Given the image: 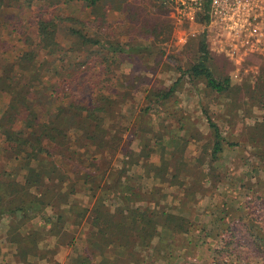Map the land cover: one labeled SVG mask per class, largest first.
<instances>
[{"label": "trees", "instance_id": "16d2710c", "mask_svg": "<svg viewBox=\"0 0 264 264\" xmlns=\"http://www.w3.org/2000/svg\"><path fill=\"white\" fill-rule=\"evenodd\" d=\"M38 1L49 7L61 2H82L106 18L110 12H123L121 7L126 0H0V12L12 7L31 9ZM154 7L159 14L152 15L151 19H147L150 13L144 8L124 11L129 16V23L135 27V35L139 36L143 31L140 35L159 38L171 32V24L161 17L167 8L163 5ZM60 23V17H39L35 37L25 41L22 53L13 60L0 57V93L9 99L0 117L3 142L0 223L5 218L10 219L4 237L15 248L17 263L47 261L52 253L44 249V244L54 238L58 245L68 247H74L78 239L85 241V249L75 253L69 264H147V252L157 260L170 263L179 259L175 255L177 251L183 252L185 257L200 260L198 245L213 253L205 264H226L234 256L237 257L235 264H241L231 243L225 240L218 249L214 248V242H195L194 233H204L207 224L199 222L198 213L192 218L193 209H188L198 204V196H208V182L213 179L219 182L217 165L226 146L219 126L207 118L210 134L204 138L191 129L184 116L179 118L177 128L173 123L170 127L167 123L156 125L167 133L156 134L154 129L147 131L145 128L144 133L153 136L146 143L139 137V151L130 145L123 146L127 131L137 135L134 128L123 123L121 106L126 102L123 95L118 91L99 93L88 103L75 100L74 91L68 86L74 73L67 55L75 52L76 45L83 48L97 46L101 50L106 42L69 29L79 39L73 38L66 49L57 38ZM4 47V44L0 45L3 51ZM196 55L186 72L180 70L181 76L174 86L157 93V101L147 98L150 105L164 106L173 97L181 78L187 75L193 81L204 82L217 94H234V91L244 94L252 113L254 108L264 112V65L258 68L259 75L254 82L245 81L235 88L229 77L215 75L214 58L205 36L198 43ZM256 58H250L249 64ZM172 117L170 115L169 120ZM190 138L203 141L204 145L199 155L188 161L186 150ZM251 139L255 143L256 158L264 164V114L253 125ZM169 143L174 147L167 153ZM157 152L160 160L153 162L152 157ZM89 153L99 158L113 156L116 161L121 155L120 169L105 176V173L97 172H105L102 168L82 171L68 169L64 164L68 160H84V155ZM137 168L143 173L132 174ZM144 181L153 184L149 186ZM261 185L260 181L251 183L249 190ZM164 187L177 188V192L164 193ZM82 191L89 193L91 207L80 201ZM169 200L171 205H166ZM239 204L244 206L242 202ZM207 215L208 222L213 225L209 231L213 240L224 239L226 235L232 239L231 223L242 222L254 249L264 261V230L256 226L259 224L253 222L254 219L249 222L244 212L234 207L230 209L228 201L221 206L213 204ZM84 227L85 231L81 230L76 237L75 234Z\"/></svg>", "mask_w": 264, "mask_h": 264}, {"label": "rangeland", "instance_id": "374dc122", "mask_svg": "<svg viewBox=\"0 0 264 264\" xmlns=\"http://www.w3.org/2000/svg\"><path fill=\"white\" fill-rule=\"evenodd\" d=\"M154 5L159 4L155 3L154 0H126L122 3L121 10L123 12H110L106 18L101 17L100 13L96 14L94 10L88 9L82 2H61L49 7L38 1L33 4L31 9L20 10L14 7L5 9L0 12V45L4 44L5 46L4 51L0 49V57L13 60L15 56L22 53L25 49V41L35 37L36 22L39 17L46 19L60 17L61 23L57 38L66 49H69L73 38L76 37L77 41L79 39V36H74L69 29L82 34L86 33L91 38H102L106 42L105 48L101 49L102 51L97 46L83 48L76 45L75 52L67 55L73 64L71 71L74 73L71 85L68 86L72 87L75 100L87 101L88 103L92 102L99 93L114 94L118 91L123 95V100L126 101L121 106L122 118L124 117L123 123L125 126L134 128L135 133H137V135H132L130 131H127L124 135L123 146L130 145L138 150L140 136L145 143L153 136L149 132L145 134V128L147 131L154 129L156 134L167 133L156 125L167 123L170 127L169 125L173 123L174 127L177 128L180 126L178 124L179 118H184V116L188 118L187 123L193 131H198L202 137L207 138L210 134L207 118H211L219 126L223 137L226 139V146L217 165V172L220 174V177L218 176L219 182L214 181L215 179L212 180L213 182H208L206 186L208 196H198V204L194 208H188L193 209L192 218L198 213L199 222H202L203 225L207 224L204 233H194L195 242H214V248L218 249L225 240L227 243H231L232 251L242 260L241 264L244 261L247 264H264L254 249L251 237L245 232L246 229L242 222L231 223L234 233L232 239L230 235H226L223 237L224 239L213 240L210 235L211 232H209L213 229V225L208 222L207 215V210L213 204L221 206L224 201H228L230 209L234 207L244 212L249 222L254 219L253 222L259 224L256 226L264 230V164L256 158L253 146L255 143L251 139L253 137V125L258 119H261L264 112L254 108L252 113L251 107L245 103L244 94H236L235 91L234 94H217L208 89L204 82L193 81L187 75L181 78L173 97L164 106L150 105L151 102L148 101V97L152 101H157V93L162 89L168 90L174 86L181 76L180 70L186 72L194 62L197 56V46L202 36H205L208 48H210L206 20L200 19L201 21L195 24H178L168 8L164 9V13L161 15L162 19L168 20L172 27L167 36L162 35L155 38L149 34L140 35L144 33L143 31H140L139 36L135 35V27L129 23V16L124 11L138 7L144 8L150 13L147 19H151L153 18L152 15L159 14ZM211 54L214 58L215 75L229 77L235 88L245 81L254 82L259 75L258 70H241L226 55L213 52ZM121 58L123 60H120ZM99 60H102L103 63L100 64ZM248 60L246 64H249ZM105 61L108 63L106 64ZM259 62L260 60L256 58L250 62L249 66ZM8 100L7 95L0 93V117ZM238 107H240L239 110ZM148 108L152 109L147 112ZM170 115H173L171 120L168 118ZM180 135H184V132H180ZM169 138L167 135V139ZM189 143L186 150L188 161L196 158L204 145L203 141L192 138H190ZM230 143L234 146H231ZM2 147L3 142L0 137V154ZM173 147L174 144L169 143L166 147L167 153ZM159 156L160 154L157 152L153 155L152 161L158 162ZM112 158L113 156L99 158L95 154L89 153L84 155V160L80 158L75 161L68 160L64 164L68 169L82 171L102 168L105 172L101 170H97V172L109 176L110 172H115L121 166V155L117 161V158ZM142 173V170L138 168L132 170V174L140 175ZM259 181L262 182L261 186L249 190L251 183H258ZM145 183H148L149 186L153 184L152 181H144ZM255 191L258 192L254 194ZM163 192H177V188L168 189L164 187ZM79 198L84 205L91 207L88 192L82 191ZM239 202L244 203V206L240 205ZM165 204L171 205L170 200ZM9 222L10 219L5 218L0 223V264H22L17 263L14 258L15 248H12L4 237ZM37 222L38 219H36L35 224ZM81 230L85 231V227L75 234L76 237ZM74 245V247L60 246L54 238H49L44 244V249L52 254L46 258L47 261L41 262L39 259L38 264H69L75 253H81L85 249V241L82 242L78 239ZM197 247L200 260L185 257L183 252L177 251L175 255L179 256V259L171 260L169 263L157 260L152 253L147 252L145 253L146 262L147 264H205L209 257H213L212 251L209 253L206 247L202 245ZM234 259L237 261V257L234 256L226 264H235Z\"/></svg>", "mask_w": 264, "mask_h": 264}, {"label": "built area", "instance_id": "2783aa9c", "mask_svg": "<svg viewBox=\"0 0 264 264\" xmlns=\"http://www.w3.org/2000/svg\"><path fill=\"white\" fill-rule=\"evenodd\" d=\"M170 9L176 23L206 18L209 49L226 55L238 68L250 57L264 56V0H154Z\"/></svg>", "mask_w": 264, "mask_h": 264}, {"label": "crops", "instance_id": "0c3cea01", "mask_svg": "<svg viewBox=\"0 0 264 264\" xmlns=\"http://www.w3.org/2000/svg\"><path fill=\"white\" fill-rule=\"evenodd\" d=\"M258 59H261V61L255 65H251L250 66H247V67H250V68H253V70H258L259 67L263 66L264 65V56H256ZM251 70V71H253Z\"/></svg>", "mask_w": 264, "mask_h": 264}]
</instances>
